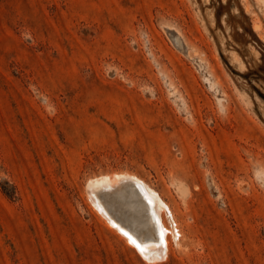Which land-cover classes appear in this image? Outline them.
<instances>
[{
    "label": "rangeland",
    "instance_id": "1",
    "mask_svg": "<svg viewBox=\"0 0 264 264\" xmlns=\"http://www.w3.org/2000/svg\"><path fill=\"white\" fill-rule=\"evenodd\" d=\"M122 171L156 264H264V0H0V264H153L87 199Z\"/></svg>",
    "mask_w": 264,
    "mask_h": 264
},
{
    "label": "bare ground",
    "instance_id": "2",
    "mask_svg": "<svg viewBox=\"0 0 264 264\" xmlns=\"http://www.w3.org/2000/svg\"><path fill=\"white\" fill-rule=\"evenodd\" d=\"M86 195L106 225L118 232L141 259L153 264L166 260L172 248L170 238L177 248L181 247L183 232L169 204L138 175L122 171L90 178ZM163 214L171 225L166 223ZM124 232L137 239L145 251L141 253L132 245ZM161 232L163 244L160 243Z\"/></svg>",
    "mask_w": 264,
    "mask_h": 264
},
{
    "label": "snow or ice",
    "instance_id": "3",
    "mask_svg": "<svg viewBox=\"0 0 264 264\" xmlns=\"http://www.w3.org/2000/svg\"><path fill=\"white\" fill-rule=\"evenodd\" d=\"M127 238H128V240H129V242L132 244V245H134L141 253H143L144 251H145V248H144V246H142V244L141 243H139L138 241H137V239H134L131 235H129L127 232H124L123 233ZM163 232H161V238H160V243L161 244H163L164 243V241H163ZM159 246V245H158Z\"/></svg>",
    "mask_w": 264,
    "mask_h": 264
}]
</instances>
